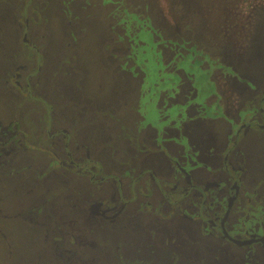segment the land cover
Listing matches in <instances>:
<instances>
[{"label": "rangeland", "instance_id": "374dc122", "mask_svg": "<svg viewBox=\"0 0 264 264\" xmlns=\"http://www.w3.org/2000/svg\"><path fill=\"white\" fill-rule=\"evenodd\" d=\"M22 2L0 0V19L19 15L16 5ZM38 2L42 12L32 8L31 14L37 22L41 20L40 26L31 32L43 44L44 70L34 82L37 93L51 104L53 127L69 130L71 152L79 157L88 147L103 174L150 168L168 192H174V184H183L177 171L190 173L196 184L228 180L220 170L241 125L264 124L260 110L264 0ZM14 27V22H6L0 29V122L19 125L25 135L18 130L23 140L15 147L10 142L9 148L17 152L0 169L6 176L0 177V264H74L75 257L69 254L68 260L65 255L73 243L71 236L74 228L97 225V220L85 218L86 207L99 194L88 187L87 179L53 162V151L65 159L64 142L44 134L45 106L21 91L9 75L5 77L15 74L20 64L26 65L28 71L21 73L24 84L36 66L35 61L31 65L22 59L32 53L8 35L14 34ZM246 132L230 157L237 168L235 175L247 183L233 218L250 219L246 222L252 221V226L260 220L247 215L244 208L249 206L248 192L256 191L255 184L264 191V130L253 126ZM151 184L153 200L150 206H142L145 212L137 214L142 203L137 201L129 207V216L123 215L106 230L129 241L123 248L128 254L140 248L138 259L146 263L152 242L163 245L171 240L189 255L184 264L197 260L191 257L196 254L192 242L201 245L198 258L209 261L213 243L195 222L173 219L166 223L155 214L159 202L164 203L165 212L168 205L156 184ZM73 221H77L75 227L70 224ZM59 234L68 245L58 250L61 262L53 250ZM217 240L218 245L240 251ZM116 248L110 245L112 253L104 256L99 247L89 253L95 257L102 252L95 264H129Z\"/></svg>", "mask_w": 264, "mask_h": 264}, {"label": "flooded vegetation", "instance_id": "af4514ba", "mask_svg": "<svg viewBox=\"0 0 264 264\" xmlns=\"http://www.w3.org/2000/svg\"><path fill=\"white\" fill-rule=\"evenodd\" d=\"M7 3L8 1L4 4ZM16 8L18 9L19 15L16 14L14 18H8L7 20L6 17L4 21L0 19V29L6 22L15 23L14 34L8 35L11 36L14 41L17 40L20 48L26 49L28 52L32 53V56H23L24 58L22 59L30 61L31 65L35 61L34 63L36 66L31 69L29 71L31 73L24 78V84L22 83L21 73L28 71L26 65L20 64L17 66L19 63L16 64L15 74H11L10 69L9 71L6 69V72L10 73L5 77L9 75V79L13 80L21 91L25 92L28 97L30 96L34 101L40 102L45 106L48 122L46 123L44 134L46 137L51 138V140H53V138L57 139V141L62 139L64 142L63 153L65 159H59L61 154L57 155L55 151H53L52 156L55 157V159L53 158V162L59 164L65 171L87 179L88 187L96 189L99 194L97 198L92 200L90 206L86 205L88 203L85 202V206H88L86 207L88 213L85 219L97 220V225L92 226L91 224L90 226V224H88L87 226L84 225L82 229L74 228V232L71 236L74 244L72 243L71 246L64 243L66 237L59 234L60 237H57L55 240L53 248L56 260L59 262L63 260V257H61L62 254L59 253L58 250L62 247V244H66V246L70 247L67 250V254H65L68 260L71 256H74L76 260L74 264H95L94 261L101 258L102 252L100 251V253L96 255L97 257H92L89 251L99 247L102 249L104 256L107 251L112 253V250L109 249L111 245L113 247L115 246V248L117 247L116 253L120 251L123 252L126 258L130 260L129 264H158L160 260L163 264H184L183 259L189 257V255L185 254V249L180 243H175L171 240L164 242L163 245H157L152 242L153 250L151 249L149 253V257L151 258H149V262L146 263L144 258L138 259L140 248H136L134 252L131 251V253L128 254L123 248L128 246L126 242L129 241L121 239L119 234H115L114 231L106 230V227H109L112 223H116L123 215L126 214L129 216V207L137 201H142V203L138 205L140 212L138 211L137 214L141 215V213L145 212L142 211V206L151 205L154 191L151 183L154 182L163 201L168 205L165 207V212L163 211L162 205L164 203L162 201L159 202L154 209L155 214L163 217L166 223L173 219L193 221L197 224L198 229L203 230L209 237L210 242L213 243L211 244L212 248L209 250V252L212 253V258L209 261H203L202 256H200V259L197 255L201 245L198 242H192L195 245L193 251L196 254L194 256L190 255L193 258H197V260L192 262L193 264H264V191L259 183L257 185L255 184L253 187L256 188V191L253 190L252 192H248L251 195L250 198L246 197L249 201L247 204L249 206L244 208L247 215H252L260 220L259 224L251 226L250 223L252 221L249 223L246 222L250 219L244 220L240 218L241 216H235L233 218V216L236 215L234 209L240 197V193H242L247 183L244 181L242 183V177H237L235 175L237 168L230 159L232 153L239 149L241 141L244 140V136L241 137V133L246 136L248 134L246 129L250 131L253 126L264 130V124L247 123L246 125H241L238 135H236L232 142V146L230 148L228 147V153L223 161L222 169L220 170L228 177V180L224 182L213 180L204 184H196L191 178V174L182 170V172L177 171V174L182 175L183 184H174L171 188L174 192H168L160 182L157 174L150 168H141L136 171L127 168L122 172V175L103 174V169L98 166L96 158V161H93L94 158L91 157L92 155L88 147H85V154L79 157L76 156L75 152L70 151L71 135L69 130L53 127L54 118L51 104L47 102L44 96L37 93V85L34 82V78L39 79L42 70H44L41 50L43 44L39 42L40 37H37V33L31 32L32 29L40 26L38 23L41 21L38 20V18L37 22L32 16L31 11L32 8H35V10H40L42 12V7L39 6L38 0H24V2L18 3ZM35 23L37 24L33 27ZM20 26H23L22 40L19 34ZM4 38H6V35H4ZM13 60L15 61V59ZM263 92L264 90L262 94ZM262 94L260 99V110L264 117V94L263 97ZM12 125L13 123L11 124V122L7 124H2L0 122V169L6 167V165L9 164V156L17 152L9 148L10 142L13 143V147H15L17 143L20 145V140H23V138H18L19 131L25 135V132L22 131L19 125L15 124L16 126L14 125L13 127ZM59 135H62L64 139L59 137ZM75 148H80V146L76 145ZM240 170L244 172L243 169ZM1 176L3 178L6 177L0 173V177ZM123 178H125L126 181ZM169 207H171V212L169 211ZM70 224L75 227L77 221L70 222ZM91 232H94V237L90 236ZM82 233H84V235H82ZM218 238L227 241L230 245L240 249V251L237 252V250L234 248L231 249V247L227 245H218ZM132 240L133 239L130 241L131 243L137 242L136 239V241ZM140 240L143 241V238L141 237ZM146 240L149 241L151 239L147 237ZM213 241H216V243L214 244ZM217 245L218 247H216ZM139 247H141V245ZM196 247L198 249H196ZM255 247H258V250H251ZM160 248L161 250H159Z\"/></svg>", "mask_w": 264, "mask_h": 264}]
</instances>
